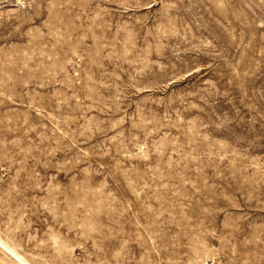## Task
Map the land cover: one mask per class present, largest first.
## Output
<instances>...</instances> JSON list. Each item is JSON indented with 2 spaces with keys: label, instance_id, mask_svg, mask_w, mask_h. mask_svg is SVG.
Returning <instances> with one entry per match:
<instances>
[{
  "label": "rangeland",
  "instance_id": "rangeland-1",
  "mask_svg": "<svg viewBox=\"0 0 264 264\" xmlns=\"http://www.w3.org/2000/svg\"><path fill=\"white\" fill-rule=\"evenodd\" d=\"M0 264H264V0H0Z\"/></svg>",
  "mask_w": 264,
  "mask_h": 264
}]
</instances>
